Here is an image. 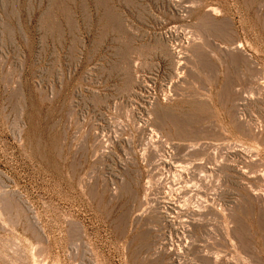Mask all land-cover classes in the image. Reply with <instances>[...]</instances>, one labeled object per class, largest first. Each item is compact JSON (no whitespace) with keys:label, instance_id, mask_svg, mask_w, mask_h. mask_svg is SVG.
Listing matches in <instances>:
<instances>
[{"label":"rangeland","instance_id":"rangeland-1","mask_svg":"<svg viewBox=\"0 0 264 264\" xmlns=\"http://www.w3.org/2000/svg\"><path fill=\"white\" fill-rule=\"evenodd\" d=\"M0 264H264V0H0Z\"/></svg>","mask_w":264,"mask_h":264},{"label":"bare ground","instance_id":"bare-ground-1","mask_svg":"<svg viewBox=\"0 0 264 264\" xmlns=\"http://www.w3.org/2000/svg\"><path fill=\"white\" fill-rule=\"evenodd\" d=\"M239 46V45H238ZM237 229V228H236ZM242 229V228H241ZM227 230V229H226ZM241 238V237H240Z\"/></svg>","mask_w":264,"mask_h":264}]
</instances>
